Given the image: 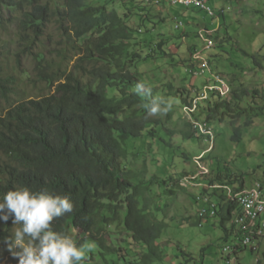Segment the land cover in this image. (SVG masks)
Wrapping results in <instances>:
<instances>
[{
	"label": "trees",
	"instance_id": "1",
	"mask_svg": "<svg viewBox=\"0 0 264 264\" xmlns=\"http://www.w3.org/2000/svg\"><path fill=\"white\" fill-rule=\"evenodd\" d=\"M107 4L105 0H60L53 6L47 0H0V13L8 12L15 17L18 39L26 48L36 45L49 26L56 24L61 31L62 44L77 48L82 55L68 72L61 71L60 66L52 70L40 52L31 54L37 62V74L55 89L54 93L41 98L19 101L0 115V199L14 187L67 195L74 203L73 211L54 220L52 227L71 237L68 223L73 220L84 232V237L76 244L91 243L99 247L96 255L93 251L88 253L84 264H156L164 259L158 240L169 226L166 210L160 209L162 214L158 216L156 205L152 209L153 202L148 197L150 186L123 162L128 151L127 141L144 136L147 127L159 125L143 107L154 98L153 89L152 97L133 92L140 79L128 62L140 58V54L130 51L133 39L130 28ZM2 17L3 13L0 23ZM146 21L157 25L148 17L142 20ZM158 47L161 56L168 54L165 42L161 41ZM191 49L193 54L196 48ZM67 56L64 48L60 57ZM182 63L187 67L193 62L189 59ZM210 66L218 72H211L208 61H204L203 67L210 75L218 74V81L227 82L230 87L227 95L210 93V87H204L207 84L204 77L201 86L192 85L191 90L170 88L182 106L195 97L193 106L185 109L195 108L186 113L197 130L184 132V137L192 138L199 133L196 122L203 116L211 123L229 118L234 128L233 138L239 140L242 126L238 121L245 117L244 125L252 124L253 117L263 108L240 106L249 91L235 88L234 78L231 90L226 73L214 69L211 62ZM192 68L199 71L195 63ZM3 70L0 57V77ZM86 77L88 81L84 80ZM4 83L7 82L0 81V93L7 97L11 91L6 87L9 84ZM202 101L201 114L196 119L193 113ZM187 124L193 126L190 122ZM155 131L152 128L147 133L154 137ZM208 137L212 140L214 135ZM158 177L154 175L152 180H159ZM172 179L169 181H174ZM216 180L218 184L239 182L236 190L245 186L244 179L230 176L217 175L211 184ZM178 181L177 178L175 185ZM213 194H218L217 190L210 195ZM221 198L224 199L222 195ZM229 201L220 204L218 213L224 231L222 237L226 240L236 231L230 222L233 223L234 216L241 211L237 203ZM215 202L218 204L217 200ZM2 225L0 244L6 246L4 239L12 235L15 226L11 219ZM113 225L127 232V248L110 243ZM133 248L142 250L140 255Z\"/></svg>",
	"mask_w": 264,
	"mask_h": 264
},
{
	"label": "rangeland",
	"instance_id": "2",
	"mask_svg": "<svg viewBox=\"0 0 264 264\" xmlns=\"http://www.w3.org/2000/svg\"><path fill=\"white\" fill-rule=\"evenodd\" d=\"M47 1L53 6L60 2ZM105 1H108V9L115 10L130 28L133 36L130 51L140 54V58L128 62L132 66L131 70L140 82L153 89L154 98H158L162 104L166 100L172 102L167 114L153 117L159 125L149 126L144 136L127 141V156L123 160L127 168L136 171L146 181L145 185L150 186L148 197L152 199V209L156 205L158 216L162 214L160 209L166 210L169 226L158 240L164 259L156 264H226L228 259L224 256L222 259L221 253L224 231L219 218L211 217L200 226L197 213L201 204L196 203V199L205 190L204 185H208L209 180L217 175L244 179L246 186L264 181V0H206L215 10L225 8L224 16L215 17L197 7L171 4V0H161L160 4L154 3V0ZM2 13L0 57L4 70L0 81L7 82L4 84H9L6 87L11 92L7 97L0 93V115L19 101L54 93L55 88H50L49 83L37 74V62L32 53L40 52L52 70L60 66L61 71L66 69L68 72L82 56L77 48L62 44L61 31L56 24L49 26L45 36L36 45L26 48L18 39L15 17L8 12H1L0 17ZM145 17L157 25L150 21L143 23ZM178 22L183 23L179 29L176 28ZM205 27L213 30L212 36H216V39L213 37L214 47L206 52L213 68L225 72L232 83L236 79L235 88L249 91L240 106L263 108L253 117L252 124L245 126V117L238 121L237 124L242 126L239 140L233 138L234 128L229 118L224 122H212L214 137L211 141L199 133L192 138H185L184 132L194 131L187 124L189 114L185 115L181 102L170 91V88L177 91L184 87L191 90L194 84L201 86L203 78L191 76L186 70L188 62H182L191 61V48L203 47L204 40L198 34ZM161 41L168 45V54L165 56H161L158 47ZM64 48L68 56L62 58L60 54ZM147 56L149 58L145 59ZM84 80L88 81L89 77ZM152 128L156 130L154 137L147 133ZM211 145L213 148L209 149ZM203 152V159L197 160ZM198 161L210 170V174L190 182L195 179L191 175L203 170ZM154 175H158L159 180L153 181ZM171 177L174 178L172 182L169 181ZM184 177L180 184L182 182L186 187H181L179 182L175 185L177 178ZM215 182L220 183L217 180ZM238 184L236 182L234 186ZM259 187L257 183L248 188ZM167 189L175 194L169 193ZM68 224L71 238L75 243L79 242L84 237L83 230L73 220ZM2 228L4 226L0 221ZM111 231L113 239L110 243L127 248V232L115 225ZM133 250L138 255L142 251L139 248ZM92 251L96 255L99 247L93 245ZM236 257L233 264H264V244L259 252L248 248L240 251ZM12 262H17V258L0 244V264Z\"/></svg>",
	"mask_w": 264,
	"mask_h": 264
},
{
	"label": "clouds",
	"instance_id": "3",
	"mask_svg": "<svg viewBox=\"0 0 264 264\" xmlns=\"http://www.w3.org/2000/svg\"><path fill=\"white\" fill-rule=\"evenodd\" d=\"M147 1L149 2L150 0H147ZM154 3L160 4L161 0H154ZM171 4L173 3L171 2ZM186 7H196V6L192 5V6H186ZM212 9L215 11V15L213 16L210 15L212 17H215L216 15L224 16L226 13L225 8H221L220 10H215L214 8ZM217 11H220V12L217 13ZM182 26H183V23L178 22L176 25V28L179 29ZM205 31L209 32L207 33V35L213 40V46L211 47L213 48L214 39H213L212 32H211L213 30H210L207 27H205L199 31L198 36L202 38L201 34ZM203 47L198 49V47L195 46L196 50L192 54V57H191V62L193 63L187 65L186 70L190 74H192L191 76L193 77L202 78L203 75H206V77L204 78L206 80L205 83H207V80L210 77V74L208 73V71H206L204 74H196L195 72L198 70L195 68H192L194 66V63H195V66L198 65V62L194 57L196 52L202 50L209 63L211 72H218L216 70H213L212 67L210 66V61L208 59L209 55H207L206 53L211 48L204 50ZM230 84H231V90H232L233 83L231 79H230ZM133 92L138 96L152 97V89L150 87H146L145 84L141 82H138L134 86ZM194 99L195 97L191 99L189 103L184 104L182 106L183 112L185 113L186 116L187 114L185 112V107H192L193 106L192 102ZM204 101H202L199 104V109L195 113H193L196 119L198 118L197 116L201 114L202 108L200 106L203 105ZM143 107L146 109L148 116L156 117V116L167 114V112H169L172 108V102L170 100H166V102L162 104L158 98H153L151 99L150 102L145 103ZM198 120L207 121L213 129L212 123L209 122L203 116L199 117ZM188 122L193 124V122L189 118H188ZM192 128L193 130L196 129L194 127V124ZM213 132H214V129H213ZM205 137L206 139L211 141V138L207 136ZM212 148L213 146L211 145L209 149H212ZM203 154L204 152L201 155H199V156H202L201 159H203V156H204ZM209 174H210V170L208 173H205V174L198 173V174H193L191 176H195V179L193 180H196L200 176L207 177ZM191 176H186V177H191ZM186 177L179 179L178 181L179 184H180V181H183ZM193 180H190V182ZM257 183H260L262 186H264V181L263 182L256 181L253 185ZM216 185L217 186L231 185L235 187L236 189L238 187L232 184H218L216 182L215 184H211L210 182L208 183V185H204L205 190L203 189V192L200 196L206 195V196H209L217 200L218 202L219 208L217 211V215L214 217L219 216L218 213L221 209V206H220L221 203L230 202L229 200H227L222 188L213 187ZM180 186L186 187L187 185H182V182H181ZM251 186H246L245 184V186L242 189L248 188ZM242 189H238V190H242ZM214 190H217L218 194L210 195ZM221 195L224 197V199L221 198ZM196 203L201 204V206L203 205L202 202L198 201V198L196 199ZM73 208H74V203L71 200V198L67 195L53 194L47 191L34 192L29 187H20V188L14 187L8 190L7 192L3 194L2 199H0V221H2L4 224H7V222L11 219L12 226H15L13 227L12 235L4 239V243L6 245L7 251L14 258H17L18 264H84V262L88 258V253L92 251L93 245L91 243H88L85 245H77L70 236L61 234L60 232L55 231L52 227V223L54 220L60 217H63L68 213H71L73 211ZM199 209L197 213L198 216H199ZM208 219L205 221H208ZM199 220H200L199 225L202 226L203 222L205 221H201L200 217H199ZM232 224L233 223L231 221L230 225ZM235 232L233 235H231L230 238H228V240L223 239V237L221 238L224 241L223 246L233 239ZM223 246H222V249H223ZM244 249H248V248H239L237 249V251H235L231 255V257L233 258V261L237 259L236 257L237 254ZM221 253H222V250H221ZM223 256L224 255L222 254V259H223Z\"/></svg>",
	"mask_w": 264,
	"mask_h": 264
},
{
	"label": "built area",
	"instance_id": "4",
	"mask_svg": "<svg viewBox=\"0 0 264 264\" xmlns=\"http://www.w3.org/2000/svg\"><path fill=\"white\" fill-rule=\"evenodd\" d=\"M174 4H182L185 6H196L204 11H206V3H201L200 0H174ZM207 12V11H206ZM208 13V12H207ZM209 15H215V13H208ZM209 33L208 31H205L201 34L202 38L204 39V47L203 49H209L213 46V40L207 35ZM195 59L198 62V68L199 71H196V74H204L206 71H208L206 68L202 65V57H205L204 53H196ZM204 87H210V93H216L218 92L220 95L227 90L228 88H225L222 85V82L218 81V74L216 75H210V77L207 80V84L204 85ZM190 111V109H185V112ZM199 121V129L198 131L207 136L208 135H214L213 129L205 120H198ZM202 156H199L197 160H200ZM199 162V161H198ZM200 163V162H199ZM201 165V163H200ZM203 170H208L204 165H201ZM260 192H255L251 196H247L244 199V203L241 204H248L249 210L252 213L253 216L258 217V226L260 227L261 231H264V186H262L260 183ZM233 191L235 192L236 188L232 187ZM199 202H202V200H199ZM214 202V201H213ZM216 203V202H215ZM201 207L204 208V215H203V221L207 220L209 217H214V211L208 210V204H204ZM216 206L218 204L216 203ZM233 224L236 227V243H226L223 246L222 254H229L230 256L237 251L239 248H250L251 250L256 252V244L253 243L248 239V230L244 227V224L239 221L238 217H236L235 222ZM231 264H233V258L231 257Z\"/></svg>",
	"mask_w": 264,
	"mask_h": 264
},
{
	"label": "bare ground",
	"instance_id": "5",
	"mask_svg": "<svg viewBox=\"0 0 264 264\" xmlns=\"http://www.w3.org/2000/svg\"><path fill=\"white\" fill-rule=\"evenodd\" d=\"M171 2L174 4V0H171ZM200 2L201 3H206L205 0H200ZM206 11L209 12V13H215V11L207 3H206ZM196 53H203V51L201 50V51H198ZM202 60L207 61L206 57H202ZM219 80H220V82H222V85L225 88H228L227 90H225L222 93V95H227L229 93V91H230L229 85L223 79H219ZM194 109L195 108L190 109V111H194ZM196 124H197V126H199L198 122H196ZM208 172H209V170H201L199 173L200 174H205V173H208ZM213 187L214 188H222L225 196L229 200H232L233 202L237 203V205H238V207L240 208L241 211L239 210L240 212L237 213V215L234 216L235 219L233 218L234 220L233 219L232 220H233V222H235L236 217H238L239 221L244 224V227L248 230V239L256 244V251L259 252L261 246L264 244V231L260 230V227L258 226V217L252 215V213L249 210L248 204H241V203H244L245 197L251 196L255 192H260V189H258V188H244L242 190H235V192H234L233 189H232L233 186H231V185H223V186L222 185H220V186L216 185V186H213ZM208 198L209 197H204V196H199L198 197V199L202 200L203 203L208 204V210L209 211H214V216H216V211H217L218 208H216L217 206H216L215 200H213L214 201L213 202L212 198H211V200H209ZM235 212H237V211H235ZM203 215H204V208L200 207L199 216H200L201 219H203ZM233 238L234 239H233L232 243H236V234L234 235ZM224 257L228 259V262L226 264H231V259H230L231 256L229 254H224Z\"/></svg>",
	"mask_w": 264,
	"mask_h": 264
}]
</instances>
